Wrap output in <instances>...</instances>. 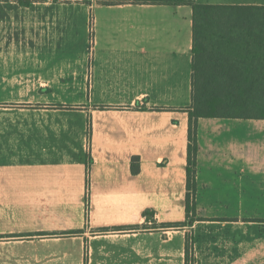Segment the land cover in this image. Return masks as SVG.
<instances>
[{"label":"crops","instance_id":"1","mask_svg":"<svg viewBox=\"0 0 264 264\" xmlns=\"http://www.w3.org/2000/svg\"><path fill=\"white\" fill-rule=\"evenodd\" d=\"M102 1L0 4V264H264V120H198L187 220L192 9Z\"/></svg>","mask_w":264,"mask_h":264},{"label":"trees","instance_id":"2","mask_svg":"<svg viewBox=\"0 0 264 264\" xmlns=\"http://www.w3.org/2000/svg\"><path fill=\"white\" fill-rule=\"evenodd\" d=\"M54 3L59 0H52ZM127 0H103L122 4ZM29 7L39 0H15ZM138 4L189 6L192 9L191 105L188 113L186 166V219L194 212L196 190L197 122L200 118L264 120V5H212L196 0H134ZM62 108V106H55ZM21 108H35L21 105ZM131 173L139 171V159L131 160ZM144 216L151 227L180 229L184 222L157 225L151 211ZM128 230L111 228L103 231ZM193 239L187 234L185 264H194Z\"/></svg>","mask_w":264,"mask_h":264},{"label":"rangeland","instance_id":"3","mask_svg":"<svg viewBox=\"0 0 264 264\" xmlns=\"http://www.w3.org/2000/svg\"><path fill=\"white\" fill-rule=\"evenodd\" d=\"M39 1L40 2H36V3H38V4H51V3H53L52 0H39ZM88 1L89 0H59L58 2L59 3L87 4ZM240 1H246V0H196V2L199 3V4H213V5H217V4H229V3H232V2H240ZM9 2L10 3H16L14 0H0V4L9 3ZM40 10H41V8L39 6H37V5L32 7V9H31V15H32L33 19L35 17H39L40 16V13H41ZM10 14L13 15V16H15V21H17V22L19 21V17L22 18V16H20L19 15V12L16 11V10L10 12ZM195 193H196V191H195ZM195 193H194V198H195ZM255 195H264V186H260V184L257 183V186L255 188ZM193 203H194V211H195V209H196L195 201ZM213 207L214 208L217 207V208H220L221 209L222 205H213ZM256 207H260V206L259 205H256Z\"/></svg>","mask_w":264,"mask_h":264}]
</instances>
